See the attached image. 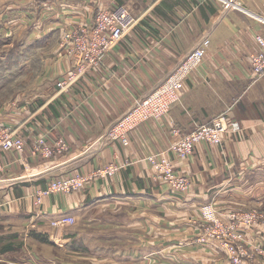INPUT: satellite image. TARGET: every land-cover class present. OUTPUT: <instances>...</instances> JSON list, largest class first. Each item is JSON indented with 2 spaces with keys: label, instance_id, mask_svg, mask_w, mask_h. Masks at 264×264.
<instances>
[{
  "label": "crops",
  "instance_id": "obj_1",
  "mask_svg": "<svg viewBox=\"0 0 264 264\" xmlns=\"http://www.w3.org/2000/svg\"><path fill=\"white\" fill-rule=\"evenodd\" d=\"M239 1L249 13L224 11L217 0H0V54L17 43L24 48L45 42L36 51L41 71L24 76L28 86L0 105V119L18 128L29 145L39 135L52 141L63 137L72 152L80 151L202 39L211 40L181 101L169 116L132 132L129 146L114 142L69 170L0 188V215L18 220L0 221V264H232L220 241L199 240L205 228L202 205L215 204L224 220L253 208L264 212V76H255L250 66L256 37L264 36V0ZM120 4L138 19L136 25L100 68L59 92L57 80L75 67L60 53L63 32L91 24L101 9ZM220 117L244 130L225 135L221 146L198 144L186 161L172 154L176 169L192 180L189 192L175 193L154 180L143 160L148 154L177 141L175 129L188 134ZM4 161V177L34 174L42 164L15 152ZM113 162L123 165L113 178L35 204L37 187L47 180ZM62 216L74 217L76 225L54 227L53 220ZM32 231L47 234L51 243L35 240ZM246 242L263 250L247 264H264V221L247 231ZM5 247L12 248L3 252Z\"/></svg>",
  "mask_w": 264,
  "mask_h": 264
},
{
  "label": "built area",
  "instance_id": "obj_2",
  "mask_svg": "<svg viewBox=\"0 0 264 264\" xmlns=\"http://www.w3.org/2000/svg\"><path fill=\"white\" fill-rule=\"evenodd\" d=\"M217 1L224 11L249 13L239 0ZM257 18L263 21L262 18ZM137 22L138 19L130 9L120 4L101 9L91 24H80L65 30L61 47L67 50L68 56L76 60V65L72 72L58 80L59 91L68 92L83 76L100 68ZM256 43L258 49L250 55V66L255 76L262 77L264 76V36L258 35ZM210 45L209 37L202 39L162 82L148 94L135 99L127 113L78 152H72L71 146L63 137L52 141L47 136L39 135L35 137L32 145H29L18 128L11 127L0 119V188L13 187L35 179L40 180L51 173L69 170V167L99 155L105 147L114 142L124 147L129 146L130 135L138 127L150 120H158L170 115L172 107L181 101L187 79L204 63ZM243 130L239 122H228L226 117H220L212 124L201 125L188 134H181L175 129L173 133L180 136L177 141L165 150L148 154L143 160L150 164L154 172V180L166 184L175 193L184 194L189 192L192 180L184 171L176 169L172 154L177 159L186 161L194 154L198 144L221 146L225 135L237 134ZM9 152L27 153L33 160L41 161V169L34 174H28L26 171L12 177L2 176L7 168L4 156ZM128 164L131 163H125ZM122 166L118 162H113L86 174L77 172L55 176L37 187L35 204L40 206L47 197L78 192L92 182L113 178ZM200 216L205 228L199 241L202 243H207L209 240L220 241L232 264H247L258 254H263V250L258 245L250 247L246 242L247 231L255 229L264 221V212L260 209L234 212L228 220H224L215 204L208 203L200 208ZM75 220L71 216H62L53 220L52 225L54 227L73 225Z\"/></svg>",
  "mask_w": 264,
  "mask_h": 264
},
{
  "label": "trees",
  "instance_id": "obj_3",
  "mask_svg": "<svg viewBox=\"0 0 264 264\" xmlns=\"http://www.w3.org/2000/svg\"><path fill=\"white\" fill-rule=\"evenodd\" d=\"M44 43V40L36 41L24 48L21 43H17L10 50L0 54V105L16 91L28 86V82L22 80L24 76L29 73L36 76L41 71L42 61L41 57L36 56V51H42ZM32 54L34 59H30ZM30 235L41 243H51L47 234L32 231ZM11 248L5 247L2 251L7 252Z\"/></svg>",
  "mask_w": 264,
  "mask_h": 264
},
{
  "label": "rangeland",
  "instance_id": "obj_4",
  "mask_svg": "<svg viewBox=\"0 0 264 264\" xmlns=\"http://www.w3.org/2000/svg\"><path fill=\"white\" fill-rule=\"evenodd\" d=\"M95 18H96V17H95ZM94 20H95V19H94ZM79 25H80V24H79ZM62 36H63V34H62ZM62 36H61V40H60V42H59V50H60V53H63V54H65L66 56H68V55H67V54H68L67 50H65L64 48L61 47ZM68 57H69L70 59H72L70 56H68ZM73 61H74V64L76 65V60L73 59ZM102 65H103V64H102ZM73 70H74V69H73ZM73 70H72V71H73ZM94 70H95V69H94ZM92 71H93V70H92ZM90 72H91V71H90ZM90 72H89V73H90ZM86 75H87V74H86ZM86 75H85V76H86ZM63 76H64V75H63ZM85 76H83V77H85ZM83 77H82V78H83ZM82 78H81V79H82ZM81 79H80V80H81ZM58 80H59V79H58ZM58 80H57V82H58ZM80 80H79V81H80ZM79 81H78V82H79ZM78 82H77V83H78ZM56 86H57V83H56ZM57 88H58V87H57ZM58 90H59V88H58ZM59 92H60V91H59ZM48 181H49V180H47V182H48ZM11 187H12V186H11ZM1 215H2V214H1ZM1 215H0V221H18L17 219H15V217H12V218H10V219L7 220V219H4V218H3V217H5V216L2 217ZM75 221H76V220H75ZM75 225H76V224H75Z\"/></svg>",
  "mask_w": 264,
  "mask_h": 264
}]
</instances>
